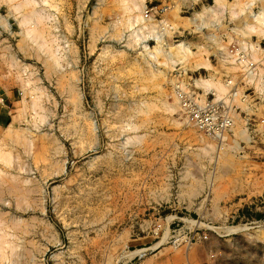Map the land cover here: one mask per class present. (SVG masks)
Wrapping results in <instances>:
<instances>
[{"label":"rangeland","instance_id":"obj_1","mask_svg":"<svg viewBox=\"0 0 264 264\" xmlns=\"http://www.w3.org/2000/svg\"><path fill=\"white\" fill-rule=\"evenodd\" d=\"M132 1L0 0V264H264V0Z\"/></svg>","mask_w":264,"mask_h":264},{"label":"built area","instance_id":"obj_2","mask_svg":"<svg viewBox=\"0 0 264 264\" xmlns=\"http://www.w3.org/2000/svg\"><path fill=\"white\" fill-rule=\"evenodd\" d=\"M165 9L166 7L159 8V6L146 8L143 13L144 20L150 21L159 17L164 14ZM229 54L237 55V62L244 65L249 73V67L252 68L253 65L249 63L244 53L234 49ZM227 85H232L231 81H227ZM170 89L188 122L205 136L219 141L232 130L234 125L233 102L238 96L234 86L223 98L216 99L215 95L210 94L213 97L212 100L209 99V94L205 95L204 100L201 90L192 89L179 76L171 80ZM260 125L264 128V118L261 119Z\"/></svg>","mask_w":264,"mask_h":264},{"label":"bare ground","instance_id":"obj_3","mask_svg":"<svg viewBox=\"0 0 264 264\" xmlns=\"http://www.w3.org/2000/svg\"><path fill=\"white\" fill-rule=\"evenodd\" d=\"M134 1V0H133ZM131 2V4L129 5V7H128V9H129V11L131 12V17L127 20V24H130V26L132 27V26H134L135 25V23H138V22H141L142 21V18L140 17V15L138 14H135V12H139L140 10H141V2L140 3H138V2ZM219 0H217V2H218ZM249 9H250V7H249ZM255 18H256V20L257 21H261V23H264V13H262V14H257L256 16H255ZM259 22H258V24H259ZM261 23H260V25H261ZM264 25V24H263ZM262 26V25H261ZM248 28V27H247ZM251 28V27H250ZM261 28V27H260ZM260 28H258V29H260ZM249 29V28H248ZM252 30V29H251ZM261 30V29H260ZM133 31V30H132ZM264 32V31H263ZM135 33V32H134ZM264 34V33H263ZM179 46H181V45H179ZM178 46V47H179ZM254 46V45H253ZM188 49L187 48H184L183 46H182V51H180V53H182V55H181V58L178 60V61H182L183 62V57H185V54L187 53L186 51H187ZM179 53V54H180ZM222 56H224V55H222ZM167 57H168V55H167ZM171 57V56H170ZM171 62V61H170ZM169 62V63H170ZM179 62V63H180ZM172 63H174V61L172 62ZM172 63H170V64H172ZM177 63V61L175 62V64ZM174 65H172L171 67H173ZM200 66H202V64H197L196 65V68H200ZM204 66V65H203ZM209 82V81H208ZM196 83L198 84V86H200V87H204V88H208V86H210V84L209 83H207V82H205V80H203V79H201V80H197L196 81ZM196 84V85H197ZM207 86V87H206ZM209 90V89H208ZM2 237V236H1ZM2 240V239H1ZM2 243V242H1ZM0 243V244H1Z\"/></svg>","mask_w":264,"mask_h":264},{"label":"crops","instance_id":"obj_4","mask_svg":"<svg viewBox=\"0 0 264 264\" xmlns=\"http://www.w3.org/2000/svg\"><path fill=\"white\" fill-rule=\"evenodd\" d=\"M254 99H255V102H256V101H257V98L255 97ZM251 115H252V114H249V118H252Z\"/></svg>","mask_w":264,"mask_h":264}]
</instances>
